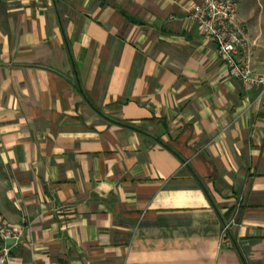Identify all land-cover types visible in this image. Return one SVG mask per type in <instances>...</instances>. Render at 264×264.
Masks as SVG:
<instances>
[{
  "label": "crops",
  "instance_id": "crops-1",
  "mask_svg": "<svg viewBox=\"0 0 264 264\" xmlns=\"http://www.w3.org/2000/svg\"><path fill=\"white\" fill-rule=\"evenodd\" d=\"M196 2L0 0L14 264H264V102L191 21ZM246 31L236 57L264 75V30Z\"/></svg>",
  "mask_w": 264,
  "mask_h": 264
},
{
  "label": "built area",
  "instance_id": "built-area-1",
  "mask_svg": "<svg viewBox=\"0 0 264 264\" xmlns=\"http://www.w3.org/2000/svg\"><path fill=\"white\" fill-rule=\"evenodd\" d=\"M188 10L198 31L216 44L229 76L246 88L258 89L259 99L264 102V75L255 74L248 60L241 62L236 57L249 49L247 31L238 14L237 0H198ZM237 224L238 210L224 224L222 237L226 239ZM24 231L25 226L9 225L0 212V264H14L13 250L22 244Z\"/></svg>",
  "mask_w": 264,
  "mask_h": 264
},
{
  "label": "rangeland",
  "instance_id": "rangeland-1",
  "mask_svg": "<svg viewBox=\"0 0 264 264\" xmlns=\"http://www.w3.org/2000/svg\"><path fill=\"white\" fill-rule=\"evenodd\" d=\"M242 25L254 24L256 30H264V0H237Z\"/></svg>",
  "mask_w": 264,
  "mask_h": 264
}]
</instances>
